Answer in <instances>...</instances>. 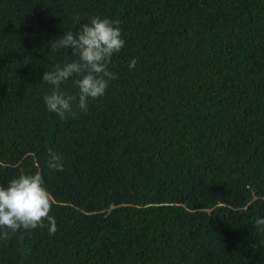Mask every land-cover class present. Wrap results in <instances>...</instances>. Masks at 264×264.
Wrapping results in <instances>:
<instances>
[{"label": "trees", "instance_id": "16d2710c", "mask_svg": "<svg viewBox=\"0 0 264 264\" xmlns=\"http://www.w3.org/2000/svg\"><path fill=\"white\" fill-rule=\"evenodd\" d=\"M97 15L121 21L117 78L62 120L42 77L75 57L50 45ZM20 167L57 231L0 240V264H264V0H0V185Z\"/></svg>", "mask_w": 264, "mask_h": 264}, {"label": "clouds", "instance_id": "9594fccd", "mask_svg": "<svg viewBox=\"0 0 264 264\" xmlns=\"http://www.w3.org/2000/svg\"><path fill=\"white\" fill-rule=\"evenodd\" d=\"M121 21L99 15L90 23L83 24L78 33L64 32L50 45L55 53L60 49H70L75 59L63 65L56 64L43 74V83L51 85V91L44 96L47 110L60 119L68 114L76 115L74 102L84 113L89 110V99L96 100L105 95L110 81L116 74L109 69L114 54L120 52L126 40L123 36ZM138 61L133 58L129 69L136 67ZM78 94L62 91L61 85L72 78ZM48 167L58 171L64 168L63 157L52 148L48 149ZM55 198L46 187L40 171L28 172L20 167L18 175L8 184L0 185V240H8L17 231L34 230L47 227L51 234L57 231L56 218L52 216ZM255 227L264 231V217L255 219Z\"/></svg>", "mask_w": 264, "mask_h": 264}]
</instances>
